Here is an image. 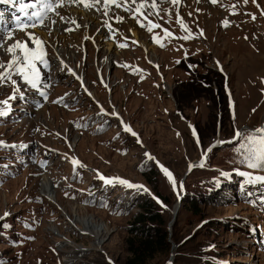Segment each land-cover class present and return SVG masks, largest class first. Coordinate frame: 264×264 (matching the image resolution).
Wrapping results in <instances>:
<instances>
[{
	"label": "rangeland",
	"instance_id": "rangeland-1",
	"mask_svg": "<svg viewBox=\"0 0 264 264\" xmlns=\"http://www.w3.org/2000/svg\"><path fill=\"white\" fill-rule=\"evenodd\" d=\"M258 3L260 8L251 0L247 5L242 0H219L211 7L208 0H187L185 12L182 8L180 13L165 6L159 16L169 32L173 29L178 37L188 34L180 24L182 17L197 35L194 40L172 35L171 39L162 37L159 30L154 37L165 39L161 48L152 44L142 30L136 31L133 21L128 20L121 28L126 33L133 32L140 45L108 51L112 43L101 40L99 50L93 37L103 35V29L99 19L92 16L94 21L89 22L88 15L84 23L97 25L96 34L88 37L78 30L70 41L84 53V43L91 47L89 56L76 49L84 59L83 68L84 62L88 64L85 73L90 91L106 110L119 112L114 109L119 107L125 122L138 135L121 127L115 114L113 117L98 109L93 97L85 95L75 80L66 81L68 77L56 75L62 83L56 87V96H64L66 102L77 100L80 105L67 109L44 106L35 118L42 123L39 135L29 136L18 130L19 125L8 129L3 125L0 141L18 142L29 136L47 150L50 146L77 153L89 168L81 169L71 179L69 162L58 156L43 175L25 169L3 180L0 264H124L129 257L127 240L133 218L147 212L143 205L149 197L158 202L168 222L170 246L148 264H177L178 259L182 264H264V239H259V235L264 237V207L249 203L250 196L243 192L252 186L240 175H258L262 166L251 168L249 164L262 162L258 154L253 155L249 136H235L236 130L259 136L257 130L264 128V0ZM233 4L236 9L231 8ZM233 11L238 14H231ZM251 14H255V20ZM225 19L230 21L228 27L222 24ZM201 29L203 36L198 35ZM53 37L54 44L57 39ZM58 44L63 47V41ZM110 51L116 66L108 69L110 79L106 83L101 80L98 66L102 64V54ZM108 59L110 63L113 60ZM122 62L130 64L122 66ZM7 84L0 85V101L12 88ZM81 116H91L89 120L95 125L101 122L103 131L80 129L73 120ZM54 148L49 149L52 156L58 152ZM6 154L13 153L0 149V158ZM161 164L173 174L175 188ZM190 165L194 170L189 173ZM94 169L143 185L147 191L119 182L106 187L100 182L107 183L101 176H94ZM233 174L238 176L234 178ZM44 176H51L55 185V192L50 193L54 203L43 194ZM66 176L73 184L67 190L73 192L71 195L61 189L69 186L62 182ZM153 187L171 203L157 200ZM181 194L177 220L170 227ZM23 215L33 217L35 226L21 228L18 221ZM5 216L8 217L2 222ZM84 217L104 225L108 236L100 248L95 247L90 231L77 220ZM73 219L77 222L72 225L69 220ZM67 243L80 250L72 251Z\"/></svg>",
	"mask_w": 264,
	"mask_h": 264
},
{
	"label": "snow or ice",
	"instance_id": "snow-or-ice-1",
	"mask_svg": "<svg viewBox=\"0 0 264 264\" xmlns=\"http://www.w3.org/2000/svg\"><path fill=\"white\" fill-rule=\"evenodd\" d=\"M15 0H0V3H14ZM165 2V0H40V10L37 12H34L33 15L36 17L37 21L40 25L44 24V19L48 12L54 13L57 17H59L61 20H65V17L60 15L59 9L61 7H64L66 5H77V6H83L86 9L92 10L94 9L97 12L103 11V14L105 16L108 15L109 11L112 10V6L114 5L116 8H123L125 12L131 13L133 19H137V22L140 23L141 27H144L142 21L139 20V17H143L145 20L148 19V16L145 15V9L151 8L153 10L152 14L159 15V12L161 9L159 8V5ZM167 2L171 3L172 5H177L181 2V0H167ZM199 2V0H198ZM212 4H217L219 0H209ZM239 3V0H237ZM244 5H247L249 3V0H242ZM253 4L256 5L257 8H260V4L258 3V0H251ZM99 5V7H97ZM132 5H136L135 8L132 7ZM36 4H24L21 3L19 5L20 11H25L27 8H35ZM231 8L236 9V4L231 5ZM27 15V13H25ZM170 14V12H169ZM231 14L236 15L238 14V11H233ZM191 15V13H189ZM261 15H264V9H261ZM118 22H123L124 17L115 15L113 17ZM18 19V18H17ZM251 19L255 20L256 16L255 14H251ZM72 23H75V20L71 21ZM51 23H56L55 20H52ZM149 24L151 27H149V31H151L153 28H159L161 27L159 24L153 23L149 21ZM180 24L185 29V31L188 33L187 35L183 37H179L180 39H194L196 38L197 34H194L191 32V29L188 28V26L184 23L183 18H180ZM223 26L228 27L230 24V21L225 19L222 22ZM77 27H80L79 24L76 25ZM105 26L111 29L112 25L110 23H105ZM25 27H36V23H32L30 25H25ZM21 30H24L21 28ZM66 31H73L74 29L68 28L65 29ZM164 32L166 35L171 36L173 35L170 33L167 29H164ZM8 39L14 38V33L9 31L6 33ZM198 35L203 36L204 32L201 29L198 33ZM29 40L21 42L19 40H16L14 44H11L6 49V52L11 54V59L5 63L3 61H0V69H3V71H0V85H5L7 83H11L13 86H16L18 81L16 79H13V74L20 77L25 83L29 84L32 88L40 90V82L42 79V74L40 71V68L38 67V64H43L45 67L49 66V61L47 59V53L44 49L45 42L41 40L39 37H35L34 34L29 33ZM154 39H157L154 37ZM247 39V37H245ZM29 41H34L36 44V48L29 47ZM121 47H124L125 45L121 44ZM164 45L161 44V47ZM4 47V39L3 37H0V48ZM19 51V54L17 52ZM42 95H44L43 92H41ZM15 94L10 96L8 99L0 101V116L6 115L8 111H10L9 103L11 99H15ZM63 98H61L62 100ZM255 111V109L253 110ZM126 131H131L130 128H126ZM261 135L259 136H252L248 133H244L240 130H236L235 136L241 137V136H249L250 143L253 145V155L257 156L258 159L262 162V164L257 163H250L249 167L256 168L260 166H264V128L257 130ZM133 135H136V133H132ZM0 144H3V141H0ZM146 155H149L146 153ZM154 159V158H153ZM74 165H80L81 162L78 159H73ZM203 166V165H200ZM193 167V165H190V169ZM162 170L165 172V174L168 176L170 181L173 183V187H176V180L173 176V174L170 172V170L166 169L161 165ZM241 175H248L250 178V182L255 181H261L264 182V176H253L251 173H241ZM101 179H104L107 183H113V182H119L121 184H124L128 187H134L138 189H143L147 191V189L143 185H137L133 184L130 181L124 180L119 177H112V178H105L101 175ZM180 186L182 187V182H180ZM5 215H8V213H5Z\"/></svg>",
	"mask_w": 264,
	"mask_h": 264
},
{
	"label": "bare ground",
	"instance_id": "bare-ground-1",
	"mask_svg": "<svg viewBox=\"0 0 264 264\" xmlns=\"http://www.w3.org/2000/svg\"><path fill=\"white\" fill-rule=\"evenodd\" d=\"M88 15H91V17L90 18H88L87 19V17H88ZM70 16L71 17H73V19L72 20H75V23H72L71 25H69V26H67V27H63V25H59L60 23L59 22H56L55 24H54V27H53V29H52V27L49 25V31H51L52 33H53V35L56 37V39H57V41L59 42V41H63V47H61L60 45H58V47H59V50L61 51V52H59V53H57L56 55H57V57H60V58H62V59H65V62L64 63H62V64H60V66H63V65H66V69H65V72H56L55 73V75L54 76H56V75H58V76H62V75H64L65 77H68V79L66 80V81H76L77 83H79L80 84V86H81V88L82 89H85L87 86H90V84H89V76L88 75H86V73H85V66H84V68H83V66H82V62L84 61V59H80L81 57L79 56V54L76 52V49H80L77 45H75L74 43H72L70 40V38L73 36V34H74V32H71V31H68V32H65V30L64 29H68V28H73V26H75L76 28H77V24H79V25H81V27L78 29L79 31H81V30H83V32H84V34H85V36L87 35L88 37H91V35H94V34H96V31H97V29H98V26L97 25H95V26H93V24H91V25H89V22L90 21H94V17L98 20V18L94 15V14H92L91 12L89 13V14H87L86 12H80L78 15H74L73 13H71L70 14ZM92 16H94V17H92ZM80 17H82V18H80ZM86 19L89 21L88 23H84V22H86ZM71 20V19H70ZM84 20V21H83ZM129 20H131V19H129ZM183 20H185L184 18H183ZM133 21V20H132ZM98 22H100V21H98ZM101 23V22H100ZM128 23V22H127ZM126 23V24H127ZM131 24V23H130ZM66 26V25H65ZM100 26V25H99ZM77 30V31H78ZM76 31V32H77ZM103 32V31H102ZM75 34H77V33H75ZM20 35H18V37H19ZM40 36H42V37H44L45 39H47L48 41H50V39H48L47 38V31H42V32H40ZM134 36V35H133ZM17 37V38H18ZM60 38V39H59ZM94 38V40H95V42L97 43V46H99V50H101V47L103 46V42H101V40H105V38H104V34L103 35H101V36H99V37H96V36H94L93 37ZM135 38H136V40L138 41V43H140V41H139V39L135 36ZM62 39V40H61ZM100 42V43H99ZM111 43L113 42V41H110ZM12 43H10V44H6L5 45V47L4 48H2V49H0V53L3 55L2 57H0V59H3V61L4 62H8L9 60H10V57H11V54H9V53H7L6 52V49L8 48V46L9 45H11ZM55 44V43H54ZM111 45V44H110ZM83 46H85V54L86 55H88L89 56V54H90V49H91V47L90 46H88L86 43H84V45ZM113 46V45H112ZM54 48H55V46H54ZM114 48V46L113 47H111V46H109L108 48H107V50L109 51V49H113ZM82 50H84V49H80V52H82V53H84ZM119 50H121V49H119ZM108 54H110V56H108ZM91 55V54H90ZM104 57H103V56ZM101 56L103 57L102 58V64L101 65H99L98 66V72L100 73V75H101V80L102 81H105L106 83H107V81H108V79H110V75L108 74V69L111 67V66H113V64H114V66H116L115 65V60H114V56H111V51H110V53H104V54H102ZM112 58L113 60H112V62L110 63V60L108 59V58ZM87 59H88V57H87ZM86 59V60H87ZM70 62H69V61ZM88 61V60H87ZM104 62H107V65L106 64H104ZM119 62V61H118ZM80 63H81V65H80ZM124 62H122V64H123ZM55 64V63H54ZM153 65L155 64V63H152ZM104 67H106V70L104 69ZM103 69H104V71H103ZM139 70H137V72H138ZM102 73H104V74H102ZM62 74V75H61ZM106 77H107V79H106ZM89 90H90V88H89ZM92 93V92H91ZM93 94V93H92ZM116 108V110H118L119 112H120V114H119V112H116L115 113V116H116V118L117 119H119L120 120V122L122 123V125H123V123H125V128H130V129H132L131 130V132L133 133H135V131H134V128H132L131 127V125L130 124H128L127 122H125V120H124V118L121 116V114H122V111L121 110H119V107H114V109ZM114 111V110H113ZM115 112V111H114ZM113 115V114H112ZM123 115V114H122ZM114 115H113V117H115ZM121 116V119L119 118ZM128 126V127H127ZM73 159L74 158H70V159H68L67 161L69 162V164H72L73 165V167L74 166H80V165H74L73 164ZM162 165V164H161ZM194 165H197V163L196 164H194ZM50 177L51 176H44L43 177V182H42V185H41V187H42V189H43V194H44V196L49 200V201H51V202H55L56 200H55V198H54V195L52 196V197H50V193L51 194H53V192H55V190H54V186L55 185H53V183L50 181ZM102 180H104V179H102ZM118 183V181L117 182H113V184H117ZM157 198V197H156ZM157 199H159V198H157ZM160 200V199H159ZM162 201V200H161ZM76 208V207H75ZM178 209H179V206L178 205H176V207H175V209H174V211H173V214L177 211L178 212ZM72 213H74V211L72 212ZM63 215H65L64 213H63ZM66 218V217H65ZM67 219V218H66ZM68 220V219H67ZM77 220H79V221H81L82 223H83V225H84V230H86V231H90V235L92 236V238H94V244L96 245L95 247H98V248H100V246L103 244V243H105V241L107 240V236H108V233L105 231L106 229H105V227H104V225H102V224H94V223H92L91 222V220H90V218L89 217H84L83 219H78L77 218ZM77 220H69L70 222H71V224L73 225V223H74V221L75 222H77ZM82 228V227H81ZM65 245H68V246H70V247H72L73 249H72V251L74 250V249H77L76 248V246L75 245H72V243H70V245L67 243V244H65ZM80 249L78 248L77 249V251H75V252H78Z\"/></svg>",
	"mask_w": 264,
	"mask_h": 264
},
{
	"label": "trees",
	"instance_id": "trees-1",
	"mask_svg": "<svg viewBox=\"0 0 264 264\" xmlns=\"http://www.w3.org/2000/svg\"><path fill=\"white\" fill-rule=\"evenodd\" d=\"M261 169L264 171V166H262ZM193 170L194 169H192V171ZM237 176V174L232 175L234 178ZM153 191L157 198L162 200L164 204L169 205L171 203V201L167 200V197L155 187H153ZM220 194L222 195L223 192ZM145 201L146 204L143 206L147 212L137 214L133 218L134 222L130 228V235L127 240L129 257L124 264H148L151 259L156 257V254L169 249L168 222L166 218H164V215L161 214L159 204L155 199L149 197ZM210 201L213 200L211 199L209 202ZM192 203L194 207H196L197 202L193 201ZM176 263L182 264L179 259Z\"/></svg>",
	"mask_w": 264,
	"mask_h": 264
},
{
	"label": "clouds",
	"instance_id": "clouds-1",
	"mask_svg": "<svg viewBox=\"0 0 264 264\" xmlns=\"http://www.w3.org/2000/svg\"><path fill=\"white\" fill-rule=\"evenodd\" d=\"M75 105H80V104H77V102H76ZM57 106H58V105H57ZM51 107H52V106H51ZM60 107H61V106H60ZM55 134H56V133H55ZM56 135H57V134H56ZM35 144H36L37 149H40V150L42 151V152H41L42 155L46 156L45 153H47L48 155H50V156H49L50 159L53 157V156H52V153L49 152V149H52V148H54V147L51 148L50 146H48L49 149L47 150L46 148H43L42 145H41L40 143H39V144H38V143H35ZM60 149H61V150H65V149H63V148H60ZM54 150L57 151L56 148H54ZM76 154H77V153H76ZM77 155H78V154H77ZM78 156H79V155H78ZM55 157L58 159V155L55 156ZM59 157H60V156H59ZM79 157H80V156H79ZM56 158H55V159H56ZM64 163H65V162H64ZM64 163H63V164H64ZM67 165H68V164H67ZM50 166H51V165H50ZM50 166H48V167H50ZM69 169H70V166H69ZM38 170H39V171H42V172H45V173L47 172V170H42V169H38ZM43 174H44V173H43ZM43 174H42V175H43ZM47 174L50 175L49 172H48ZM60 174H61V173H60ZM62 174H63V173H62ZM62 178L64 179V177H62ZM59 180H60V179H59ZM60 192H61V191H60Z\"/></svg>",
	"mask_w": 264,
	"mask_h": 264
},
{
	"label": "water",
	"instance_id": "water-1",
	"mask_svg": "<svg viewBox=\"0 0 264 264\" xmlns=\"http://www.w3.org/2000/svg\"><path fill=\"white\" fill-rule=\"evenodd\" d=\"M192 169H193V167H191V169L189 168V170H188V172H190V171H192ZM188 172L186 173V175H185V177H184V179L187 177V174H188ZM183 179V180H184ZM183 194V193H182ZM182 194L180 195V196H178V206H181V203H182ZM177 215H178V212L176 211L174 214H173V216H172V220L170 221V224H169V226L170 227H172V225L176 222V220H177Z\"/></svg>",
	"mask_w": 264,
	"mask_h": 264
}]
</instances>
